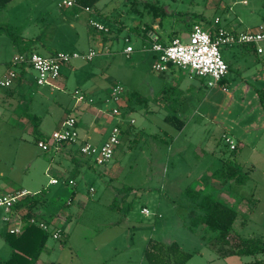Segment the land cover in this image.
<instances>
[{"label":"rangeland","instance_id":"374dc122","mask_svg":"<svg viewBox=\"0 0 264 264\" xmlns=\"http://www.w3.org/2000/svg\"><path fill=\"white\" fill-rule=\"evenodd\" d=\"M61 2L11 0L0 9V78L12 68L11 60L20 49L44 56L53 52L82 54L90 49L97 54L89 62L72 60L63 65L56 82L60 90L36 86L31 69L24 74L29 81L16 80L9 88L0 87V190L8 187L35 194L42 201L34 210L37 217L63 230L60 240L48 237L38 264H147L143 252L149 241L176 242L192 254L186 264L264 260L261 254L218 257L210 245L214 233L191 226L188 212L195 204L186 194L191 189L220 199L233 193L234 198L226 201L235 208L238 195L246 206L252 201L256 206H250L247 213L239 210L233 232L264 241V114L258 97L264 89V55L244 47L222 46L220 53L230 67L216 87L208 86V77H193L176 68V79L185 82L180 98L190 110L184 121L192 119L177 131L159 124L154 114L159 112L155 96L149 93L152 77L158 74L151 67L154 56L139 51L142 41L133 30L142 29L151 17L131 11L134 0H99L91 14L76 7L63 12ZM143 2L162 6L168 14L163 20L166 30L172 26L179 37L187 34L186 24L201 25L200 17L211 25L218 18L220 26L235 31L264 23V0H137L134 7L142 10ZM89 19L109 33L87 27ZM127 47L134 49L128 57L123 53ZM114 84L123 89L119 119L121 114L124 117L101 120L109 132L114 125L122 130L121 143L109 164L93 165L78 154L76 146L63 145L60 153L37 147L38 140L59 129L64 117L85 106H74L76 89L88 92L92 86ZM116 106L110 102L103 110L110 113ZM31 116L38 118L34 122L37 131H33ZM86 128L80 120L79 134ZM225 138L232 139L234 151ZM227 162L243 174L249 172L243 186L211 177ZM51 179L59 183L50 185ZM68 180L74 185H68ZM143 209L148 214L142 213ZM60 217L66 223L60 225ZM2 224L1 220L0 260L4 261L11 248L3 240L6 227Z\"/></svg>","mask_w":264,"mask_h":264},{"label":"built area","instance_id":"2783aa9c","mask_svg":"<svg viewBox=\"0 0 264 264\" xmlns=\"http://www.w3.org/2000/svg\"><path fill=\"white\" fill-rule=\"evenodd\" d=\"M61 6L63 8H80L88 14L92 12L88 7H79L75 0H63ZM219 23L220 20L216 18L214 24ZM88 25L98 33L106 34L108 32L105 26L92 19L88 20ZM146 42L147 46H143L142 50L153 54L152 69L155 72H165L172 65L175 68L187 71L195 77H208L211 79L208 86L216 87L224 79L228 71L227 65L220 53V48L222 46H252L256 55H264V23L245 31L228 30L219 25L213 33L203 29L199 25H194L186 36L181 38L173 37L167 44L163 45L159 43L156 35L151 33L148 34ZM133 52V48L127 47L123 53L128 56ZM96 55V52L93 50L82 54L55 52L46 56L38 53L17 54L11 60L12 68L8 69L0 79V87H11L19 77V72L15 68L25 65L26 71L27 69L34 71L35 76L32 77V80L36 86L55 88L56 82L61 77V67L63 65L68 64L72 60L91 61ZM262 69L264 71V65ZM221 89L225 91L224 86H221ZM122 93V87L115 85L111 89L110 99L117 103ZM73 98L75 105L86 103L85 95L79 90L74 91ZM118 114L119 110L117 108L111 110V116H117ZM77 122L76 116L67 115L59 129L53 131L47 139H41L36 142L37 147L43 152L50 150L57 152L63 145L76 146L78 154L82 158L90 160L93 165L105 166L109 164L117 147L121 143L122 133L119 126L114 125L106 141L101 146H95L88 141H81L79 139ZM225 143L228 144L230 150L235 149L230 139L226 138ZM48 183L55 185L59 181L51 179ZM67 183L68 185H74L72 180H68ZM28 195L30 194L26 191H19L0 196V209L4 212L2 221L7 225L8 233L20 235L23 227L30 224L37 226L43 231L51 232L53 239L60 240L62 232L60 229H56L53 224H48L37 216L25 219L27 210L22 208L15 209V205ZM142 213L146 215L148 211L143 209Z\"/></svg>","mask_w":264,"mask_h":264},{"label":"trees","instance_id":"16d2710c","mask_svg":"<svg viewBox=\"0 0 264 264\" xmlns=\"http://www.w3.org/2000/svg\"><path fill=\"white\" fill-rule=\"evenodd\" d=\"M10 1L11 0H0V9H4ZM98 1L99 0H75L79 7H88L91 10ZM136 1L137 0H134V3L131 5V11L141 17L146 13L151 17V21L150 23H145L142 29L133 28V30L140 31L144 37H148L149 31L152 29L151 25L155 24L162 27L164 24L163 20L168 14L162 6L154 2H143L141 8L142 10H139L134 7ZM74 11L77 12L76 9ZM200 18L202 21L201 25L199 23L185 25L184 28L187 34L191 31L194 25H199L203 29L212 33L217 27H219V24L215 25L214 21L213 25H211L204 17ZM0 29L2 28L0 27ZM156 37L157 41L163 45L169 43L173 37L181 38L179 37V31L170 33L165 38L160 35ZM237 47H244V49L255 54L252 46ZM19 52L20 53L18 54L35 53L26 49H20ZM226 65L229 69V64L226 63ZM173 67L174 66L172 65L169 66V68ZM15 70L19 72L20 80L24 79V74L27 72L25 70V65L15 68ZM223 80H221V82ZM258 97L262 102L264 112V89L258 93ZM37 119L38 118L36 116L30 117V120L33 121V131H37L36 124H34ZM172 127H175L176 130H180L182 128V124ZM119 128L121 129L120 126ZM153 138L157 139L156 136H153ZM211 177L215 180H221L225 184L235 182L238 186L243 185L245 178H247L245 174L241 173L239 169L228 162L222 168L215 170L211 174ZM186 194L195 204V207L188 212V216L191 219V226H201L214 233V236L210 239V245L214 248L218 257L228 258L233 256L241 257L255 256L259 254L264 255V241L259 239L242 238L233 232V225L238 217V213L234 206L228 205L212 195H201L195 190L187 189ZM41 203L42 201L35 196V194H30L19 201L15 205V209L26 207L27 213L25 215V219H28L30 217L37 216L34 213V210ZM50 235L51 232L43 231L37 226L30 224L23 227L20 235L11 234L7 231L3 236V240L11 248V253L9 258L2 261L0 264H35L41 254L45 242ZM235 235L237 236L236 239L238 241L234 239ZM235 240L236 242H234ZM143 255L147 264H186L192 257V254L183 251L174 241L169 242L168 244L149 241ZM253 264H264V260L256 259Z\"/></svg>","mask_w":264,"mask_h":264},{"label":"crops","instance_id":"0c3cea01","mask_svg":"<svg viewBox=\"0 0 264 264\" xmlns=\"http://www.w3.org/2000/svg\"><path fill=\"white\" fill-rule=\"evenodd\" d=\"M59 8L63 12L69 9V8H63L61 6V4H59ZM72 8H74V7H72ZM73 10H75V9H73ZM74 13H75V11H74ZM115 22H117V21H115ZM164 25L165 24H163L162 27H160L158 25H155V24L151 25L152 29H151V31H149V33H151V34H159L160 36H163L165 38L166 36H168V34L173 33V32L176 31V30H174V28L172 26L169 25L170 27L168 29H170V30L168 32V30H166L167 28H165ZM86 26L89 27L88 22L86 23ZM107 33H109V30H108ZM136 34L141 39L140 41H142L141 44H142V48H143V46H146V45H144V41L147 39V37H144L142 35V33H140V31H136ZM126 40L127 39H125V42H128V40L127 41ZM99 45L100 46H104L103 43H100ZM142 48H141V50H139L140 52L149 53L146 50H142ZM124 55H126V54H124ZM128 56L126 55V57H128ZM150 56L152 57L151 54H150ZM153 60H154V58L152 57L151 67H152V64H153ZM87 62H89V61H87ZM175 69L176 68L173 67V68H169L167 71L162 72V73L156 72L158 74H155L156 77L155 76L152 77V81H151L152 86L150 85V87H149V93L151 94V96H155L153 98L154 99L153 101H155V104H157L159 106V112L154 113L155 116H157V120H158L159 124L165 125V126L168 125V126H171V127L172 126H178V125L182 124V128L180 130H177V131H182L186 127V125L190 123V121L192 119L187 121V122L184 121V118H186V116L190 113V110H188V106L185 107L183 105L184 99L180 98L184 94V89H183V85H184L183 82L184 81H182L180 79H178V80H180V81H178L176 79L177 78V71H175ZM189 75L193 76L191 74H189ZM193 77H195V76H193ZM17 80H20V76L18 77ZM25 81H29V80H27V79H21L20 80V82H25ZM115 85H119V84H114V85H112L110 87L102 86L101 88H99V87L97 88V87H93L92 86L89 89L88 92H86L85 90H83L84 91L83 92V91H81L79 89H76V90H79L80 92H82L85 95L86 103L84 104L85 105L84 107H81L78 111L76 109H74V111L72 113H70L69 115H74L77 118V121H78L77 122V133H78L79 139L81 141H88V142L94 144L95 146H101L106 141V139L108 138V135H109L110 132H109V130H107L105 127L102 126L101 120H106L107 119L106 121L111 122L113 119H116V120L119 119V114L117 116H111L110 115L111 112L110 113H106V111L103 110L104 107H106V105L108 103L113 102L110 99L109 95H110L111 89ZM45 87H47V86H45ZM49 88L51 90H60L57 85H56L55 88L54 87H49ZM97 89L99 90V92L97 91ZM225 92H226V88H225ZM38 94H39V96L43 97L44 99L47 98L45 96V93H43V94L42 93H38ZM178 96H179V99H173V97H178ZM120 102H121V98L119 99V101L117 103L113 102V103H115L117 105L116 108L118 110H119V103ZM175 102H177V104H174ZM74 106H75V103H74ZM76 106L78 107L80 105H76ZM199 108L201 109L202 107L200 106ZM128 109H130V107H128ZM262 110H263V106H262ZM263 114H264V112H263ZM123 117H124V115L121 114V118H123ZM64 118L61 120V123L64 120ZM121 118L119 120H121ZM80 120H82V122L86 123V125H87V128L84 129V131L82 129V134L81 133L79 134V132H78V124H79ZM131 122L133 123L132 120L130 121V123ZM27 128L28 127L26 126L25 131L27 130ZM31 132H32V129H31ZM225 139H224V141H225ZM230 140L232 141L231 138H230ZM58 152L60 153V151H57V153ZM62 153H63V151H62ZM70 158H71V162H74V155H70ZM244 174L247 176V178H245V181H244L243 185L250 178L249 177V172L248 173H244ZM1 175H2V172H0V176ZM218 181L222 182L221 180H218ZM243 185H241V186H243ZM19 191H26L27 193H29V191H27L25 189L17 190V189H12V188L8 189V187H4L2 190H0V196L1 195H7V194H13V193L19 192ZM231 195H234V194L233 193L232 194L226 193L225 195H222L220 199L219 198L218 199L220 201H222V202L227 203L228 205L233 206V203H229L228 202L229 200L234 198V196H231ZM238 196H236L237 197L236 199L238 201V207L235 208L237 213H238V215H239V210H242L244 212V214H245V213H247L250 210L249 209L250 206H252V205L256 206V204L253 203L252 201L249 203L248 206H246L243 203V201L240 200V198ZM225 197H226V199H225ZM226 200H228V201H226ZM67 205H69V202L67 203ZM22 209H26V207H23ZM3 216H4V212H3V215L0 217V221L2 220ZM59 221L61 222L60 225H62L63 222L66 223V219L61 218V217L59 218ZM50 224H53L56 229L62 230L60 227H58V224H56V223L55 224L54 223H50ZM2 225L4 227H6V230H5V233H6L7 232V225L5 223H3ZM62 232H63V230H62ZM9 256H10V254L8 255V258H9ZM2 261L3 260H0V263ZM38 262L39 261L37 260L35 262V264H38Z\"/></svg>","mask_w":264,"mask_h":264}]
</instances>
